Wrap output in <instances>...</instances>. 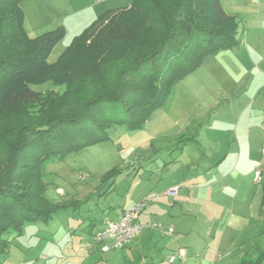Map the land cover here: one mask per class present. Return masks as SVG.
<instances>
[{
    "label": "trees",
    "instance_id": "obj_1",
    "mask_svg": "<svg viewBox=\"0 0 264 264\" xmlns=\"http://www.w3.org/2000/svg\"><path fill=\"white\" fill-rule=\"evenodd\" d=\"M23 1L0 0V256L6 235L69 206L48 197L47 163L111 139L116 126L143 129L178 82L241 44L221 0H132L104 12L50 64L66 28L29 37ZM47 83L66 90L31 87ZM263 262L259 250L239 264Z\"/></svg>",
    "mask_w": 264,
    "mask_h": 264
},
{
    "label": "rangeland",
    "instance_id": "obj_2",
    "mask_svg": "<svg viewBox=\"0 0 264 264\" xmlns=\"http://www.w3.org/2000/svg\"><path fill=\"white\" fill-rule=\"evenodd\" d=\"M221 1L225 11L237 19V37L242 39V45L210 57L197 71L178 82L166 104L152 114L143 129L116 126L110 129L111 139L47 163L44 182L48 197L56 204L69 206L58 209L49 223H28L22 235H6L10 248L7 255L0 256V264H106L113 252H103L102 246L93 240L104 218L114 216L125 205L133 206L139 194L149 193L158 183L157 191L162 190L160 187L165 189L171 180L183 182L188 178L189 188H200L223 179L229 167L220 169L217 164L231 138L229 134L238 125L246 130L253 124L251 111L255 115L264 112V63L258 71L254 70L264 58V0ZM131 3L132 0H25L21 7L31 38L59 26L66 28L65 39L49 58V63L54 64L104 12L127 8ZM257 73L260 82L253 83ZM257 84L260 86L256 87ZM31 87L44 94H63L66 90V85L51 83ZM253 100L254 110L248 109ZM263 120H259L260 126ZM190 138L198 139L203 147L189 144L182 153L185 140ZM197 155L204 158L192 171L191 166L199 159ZM263 158L260 152L256 168L264 170ZM163 162L169 164L163 167ZM250 170L249 161L243 162L229 174L230 180L215 185L220 195L233 198L241 183L236 202L244 209V215L249 208L259 205L262 194V185L253 183ZM113 172L103 183V178ZM111 185L110 192L104 194ZM247 189L248 198L244 194ZM255 190L259 194L253 198ZM89 191L86 203L79 206L73 203L82 200ZM208 191L207 188L204 193L212 192ZM190 207L197 210L195 201ZM195 216L196 212L192 218ZM93 220L99 221L94 229L90 227ZM170 249L161 241L151 257L159 260L156 264H169ZM148 252L135 254L136 259L129 264H139L149 256Z\"/></svg>",
    "mask_w": 264,
    "mask_h": 264
},
{
    "label": "crops",
    "instance_id": "obj_3",
    "mask_svg": "<svg viewBox=\"0 0 264 264\" xmlns=\"http://www.w3.org/2000/svg\"><path fill=\"white\" fill-rule=\"evenodd\" d=\"M242 43L241 39V45ZM263 63L264 58L259 65L256 64L257 66L254 67V70L258 71V68ZM257 78L258 73L253 79V83L260 82ZM258 86L260 84L256 85V87ZM255 103L256 101L253 100L248 105V109L252 108L254 110ZM250 117L253 124L246 130L239 129V125L235 127L232 130L234 132L233 140L231 131L229 134L231 138L227 140V147L222 150V154L219 156L218 168L229 167L223 179L209 183L208 187L203 186L200 188L195 186L189 188L187 185L191 182H188L190 181L188 178L183 182L171 180V184L169 185L167 182L165 189L160 187L158 189L162 190L157 191V187L160 185L158 183L156 188L149 193L139 194L133 206L126 208L125 205L114 216L111 217L109 215L102 222L98 221L102 225H100L97 233L104 228L106 221L117 220L124 211L144 204L141 211L136 213L134 218L135 223L145 226V228L140 231L136 239L128 247L110 251L113 253L111 258H107L106 264H129L136 259L134 257L135 254L144 255L145 250L150 251L148 252L149 256L146 255V258L141 259L139 264H156L159 260L151 257L152 250L159 249L161 241L171 247L168 256L178 248L187 250V260L179 264H239L243 259H256L259 250H264L262 246L264 242V170L260 169L262 171V183L258 185H262V194L259 205L249 208L247 215L243 214L245 212L244 209L236 202L242 188L241 183H239V193L235 194L233 198H228L227 195L224 197L222 196L223 194L220 195L218 193V190H215V185L222 180H230L229 174L233 170L237 171L243 162L246 164L249 161V167L251 168L249 175L251 177L254 178L253 169L255 171L256 169L258 170L256 168V163H258L256 157L260 152L262 154L264 151V120L261 126L259 125V120L264 119V112L255 115L251 111ZM189 144H196L199 148L203 147L196 138L186 139L182 153L187 150ZM197 158H199L196 161L197 164L191 166L192 171L196 169L198 163L204 157L197 155ZM168 164L163 162V167ZM112 187L111 185L104 194H108ZM173 187L179 188L177 197H171L167 194ZM207 188L212 191H208L209 195L204 193ZM247 193L248 189L244 191L246 198L249 197ZM89 194L90 191L85 194L82 200H77V202L86 203ZM258 194L259 191L255 190V193L252 194L253 198H256ZM192 201H195L196 211L194 207H192L193 209L190 207ZM226 201H228V204L225 203ZM195 212L196 216L193 219L192 216ZM98 222L96 220L91 221L90 227L94 229ZM154 225L162 226L166 232L161 233ZM170 228L173 229L172 234L168 233ZM252 257L255 258L251 259Z\"/></svg>",
    "mask_w": 264,
    "mask_h": 264
},
{
    "label": "built area",
    "instance_id": "obj_4",
    "mask_svg": "<svg viewBox=\"0 0 264 264\" xmlns=\"http://www.w3.org/2000/svg\"><path fill=\"white\" fill-rule=\"evenodd\" d=\"M254 181L256 184L262 183V171L260 169L255 171ZM178 193V187H173L167 192V194L171 197H177ZM143 206L144 204H140L132 210L124 211L117 220L106 221V223L104 224V228L94 235V242L102 246L103 252L106 253L113 250H120L132 244L140 231L145 228V226L135 223L134 218L136 213L141 211ZM156 227L161 233L166 232V230L162 226L158 225ZM168 233L172 234L173 229H168ZM187 257V250L185 248H178L168 256V263H184L187 260Z\"/></svg>",
    "mask_w": 264,
    "mask_h": 264
}]
</instances>
